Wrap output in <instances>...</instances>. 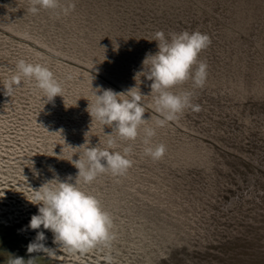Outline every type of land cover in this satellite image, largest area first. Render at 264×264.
Returning a JSON list of instances; mask_svg holds the SVG:
<instances>
[{
    "label": "rangeland",
    "instance_id": "obj_1",
    "mask_svg": "<svg viewBox=\"0 0 264 264\" xmlns=\"http://www.w3.org/2000/svg\"><path fill=\"white\" fill-rule=\"evenodd\" d=\"M69 2L75 8L61 10ZM61 8L29 11L30 0H0V264L9 253L35 264H264V0H60ZM200 31L210 45L198 55L207 78L171 91H191L200 111L185 109L157 127L151 81L143 71L155 54V33ZM20 59L47 66L63 88L47 102L35 81L22 77L10 96L3 82ZM144 95V119L129 144L132 166L123 176L105 173L81 190L111 214L116 239L108 249L68 254L53 234L27 228L33 189L78 170L85 146L107 148L112 129L89 115L94 89ZM99 94V93H98ZM145 127L166 152L145 155ZM115 137V133H113ZM36 231L47 247L27 253Z\"/></svg>",
    "mask_w": 264,
    "mask_h": 264
},
{
    "label": "clouds",
    "instance_id": "obj_2",
    "mask_svg": "<svg viewBox=\"0 0 264 264\" xmlns=\"http://www.w3.org/2000/svg\"><path fill=\"white\" fill-rule=\"evenodd\" d=\"M30 12L36 14L39 8H61L60 0H30ZM75 8V4L69 2L61 10L67 15ZM154 41L157 42L155 54H146L143 65L150 64L144 76L152 83L151 93H155V111L160 118L156 120L157 127H165L168 122L175 121L185 109L200 111L198 104L192 103L193 93L183 91L175 93L171 91L176 85L191 79L195 88L204 86L207 78L208 65L206 61L198 60L199 53L206 49L210 43V37L200 31H183L170 34L166 38L163 31L155 33ZM16 74L3 82L5 96H10L15 87L21 83L22 77L35 81V87L42 91L47 102L56 96H61L63 88L55 77L53 71L40 63H29L20 59L16 65ZM99 93V94H98ZM93 95L95 102L88 106L87 111L91 118L102 125L112 129L107 140V148L97 146H85L83 158L70 162L78 170L75 182L68 176L60 180L58 175L43 183L38 189H33V205L38 206L37 214L31 216L27 228L31 230L43 229L53 234V243L64 249L68 254L84 256L94 249H108L116 239L113 229L111 214L104 210L100 201L90 193L80 188V183L91 184L98 176L111 173L113 176H123L132 166L133 161L129 155L133 152V146L129 144L123 148V152L110 151L117 146V139L121 141L136 140L141 125L147 123L144 119L145 107L142 103L144 95L135 87L127 92H115L112 89L97 87ZM143 143L144 153L154 161L163 158L166 145L163 143L153 145L151 138L156 135V129L145 127ZM115 133V137L113 136ZM44 231H36L35 239L27 245V253H44L48 257L56 255V250L49 248ZM36 257H23L9 253L4 264H35ZM113 256L110 251L104 256L105 264H113Z\"/></svg>",
    "mask_w": 264,
    "mask_h": 264
}]
</instances>
